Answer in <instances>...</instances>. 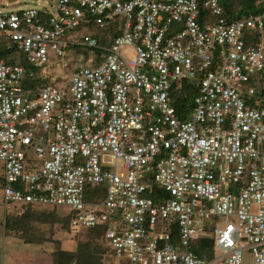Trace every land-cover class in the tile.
I'll return each instance as SVG.
<instances>
[{"label": "built area", "instance_id": "built-area-1", "mask_svg": "<svg viewBox=\"0 0 264 264\" xmlns=\"http://www.w3.org/2000/svg\"><path fill=\"white\" fill-rule=\"evenodd\" d=\"M221 3L58 0L47 21L45 11L0 10V51L9 41L42 70L0 61L6 203L65 208L73 229L106 230L121 263L264 264V101L254 90L264 78V11L229 21ZM120 20L110 59L92 60L70 84L33 86L49 81L52 56H69V46L99 50V40L71 42L70 32ZM246 30L261 32L253 46ZM199 72L195 110L182 120L171 89ZM153 184L170 198H147ZM88 185L107 188L102 203L85 201ZM205 237L215 241L212 260L191 249Z\"/></svg>", "mask_w": 264, "mask_h": 264}, {"label": "trees", "instance_id": "trees-1", "mask_svg": "<svg viewBox=\"0 0 264 264\" xmlns=\"http://www.w3.org/2000/svg\"><path fill=\"white\" fill-rule=\"evenodd\" d=\"M224 9L223 17L229 21L241 19L247 15L259 16L264 11V2L260 0H222ZM206 12L200 8L201 20ZM209 18L204 19L207 23ZM210 23H215V20H210ZM82 27V26H81ZM264 31V30H263ZM264 33V32H263ZM261 35L259 30H246L244 40L247 47L253 46L258 41V36ZM22 54L20 51L11 49L1 53V61H5L7 65L16 66L17 60ZM218 61L215 62L213 69L218 66ZM204 77L202 72L197 74L196 79L192 81L184 80L180 83H175L171 89L172 106L176 109L177 115L182 120H188L190 115L195 110V98L200 93L201 81ZM259 91V98L264 101V78L254 84ZM1 169V168H0ZM2 170V169H1ZM3 174V171H2ZM4 176L0 175V183L4 186ZM107 195V188L103 185H88L85 189V201L87 203H102ZM147 198L154 201L155 204H161L169 199V194L160 186L153 184ZM25 210L23 213L13 216L8 215L7 225L10 228L17 227L25 230L24 242L26 244L40 245L45 247L47 243H53L56 251L53 252V264H103L104 255L109 248L105 240L106 230L101 227L80 231L73 229L69 219H64L59 214L58 208H48L42 212L35 210L36 205L24 204ZM65 211V210H64ZM66 212V211H65ZM173 242L178 243L179 232L175 224H170ZM47 229L50 235L47 238ZM59 229L70 232L71 229L76 232L75 241L77 247L71 253H64L62 243L56 240ZM73 231H71L73 233ZM103 240V244H95V241ZM191 249L202 259L212 260L216 255L215 241L213 237L200 238L192 243Z\"/></svg>", "mask_w": 264, "mask_h": 264}, {"label": "rangeland", "instance_id": "rangeland-1", "mask_svg": "<svg viewBox=\"0 0 264 264\" xmlns=\"http://www.w3.org/2000/svg\"><path fill=\"white\" fill-rule=\"evenodd\" d=\"M58 0H0V10L8 13H22L23 11H34V12H42L44 9H47V11L52 12L53 14H57L56 10V3ZM261 2H264V0H260ZM242 19V18H241ZM118 27L122 29L124 27V21L118 22ZM95 32V30H88L79 28L74 32H70L68 34V37L66 39H69L71 42H77L80 41L84 36L89 35L85 34L88 32ZM8 41H4V43H7ZM81 50V49H79ZM123 55L126 58L130 59L131 52L128 51V48H124L122 50ZM69 57H67L65 60L67 62V66H62L61 69L68 72L70 68L75 65V70L81 69V68H89L93 66V62L86 63L89 60L90 54L89 52H82L79 54V52H76V54L73 56L72 53H68ZM50 73L49 75H60V73H56L55 65L50 64ZM64 77V76H63ZM59 78L58 81L61 82L62 78ZM63 85L68 84V80L65 79V81L62 83ZM120 165L121 162H119ZM1 168V164H0ZM0 175L4 176V173L2 174V170L0 169ZM11 204H9L10 207ZM6 206V200H5V184L4 186L0 183V264H53V252L56 251L55 246L53 243H47L45 247H36L33 244L25 245L21 239L18 238H11L3 237V230H4V217H5V211L4 208ZM43 207H49V206H42V207H34L35 210L42 212L48 208ZM54 208V207H49ZM58 208V207H55ZM59 214L62 218L68 219L66 216V212L63 211L65 208H59ZM12 215L16 216L25 210V206H18L13 209ZM71 231H73L71 229ZM66 232L64 230L59 229V233L56 236V240L61 241L62 243V249L64 253H72L75 248L77 247L75 237L76 232ZM86 231V230H83ZM6 234V231H5ZM12 235V234H11ZM50 235V231L47 229V238ZM23 237H25V230H23ZM207 238V237H205ZM200 239V238H199ZM197 239V240H199ZM196 241V240H195ZM103 244V240L95 241V244ZM110 248V247H109ZM249 262V257H248ZM103 264H129L127 261H123L122 263L117 260V258L114 256L113 252L110 249H107L105 255Z\"/></svg>", "mask_w": 264, "mask_h": 264}, {"label": "crops", "instance_id": "crops-1", "mask_svg": "<svg viewBox=\"0 0 264 264\" xmlns=\"http://www.w3.org/2000/svg\"><path fill=\"white\" fill-rule=\"evenodd\" d=\"M43 11H45V12L42 14V17H43V19H45L47 21L51 16L47 13V12H49V11H47V9H44ZM121 21L122 20H120L118 22H121ZM118 22L117 23H114V25H111V26H117L118 27ZM81 28L88 29V30H95V32L92 31V32L85 33V34H89L88 36L95 37V39L102 38L103 36H108L109 34L112 35L113 31H114V33H116V29L114 30V28H112L110 31H107L106 29H103V28L99 27L95 22H92V23L91 22H88V23L84 24L82 27H80V29ZM15 48L18 50V52L20 51L22 53V54H20V57L17 60V65L16 66H22L24 68L33 69V70H35L36 73L42 72L41 69L36 68L35 66L32 65V63L29 61V58H28L27 53H25L21 49L19 50L16 45L10 44L9 41L7 43H5V45L2 47V50L0 51V55L4 51V49H7V51H9V50L15 49ZM79 49H81V50H79ZM67 50L71 51V53H72L73 56L76 54V52H79V54H81L83 51L84 52H89L90 57H89L88 62H86V63H90L92 60H96L94 54L96 52H98V50H96V49L86 48V47H82V46L81 47L80 46H77L76 48L74 46H69L66 49V51ZM52 57L55 58V55H53ZM67 57H69V56H67ZM67 57L58 58L56 60H53V58H52L51 61H50V63H49V66H50V64L51 65H53V64L55 65L54 68L56 70V73H60V75H52V74L49 75V73H50L49 72L48 73V75H49V81H45V82L39 81V82H36V83H32L33 86H36V88H42V87H44L46 85L53 84L54 82L60 84V83H63L65 81V79H71L72 74L75 71H77V70H75V67H74L75 65H73L68 72H66L65 70H62L61 69L62 66H67V62L65 60ZM1 60L2 59L0 58V61ZM49 71H50V69H49ZM61 77H63L62 78V81L59 82L58 79L61 78ZM1 169H2V171L4 170L2 166H1ZM3 173H4V171H3ZM4 180H5V176H4ZM4 183H5V181H4ZM18 206H22V205H14V204H11L10 207H9V204L6 203V206L4 208V211H5L4 225H3L4 226V230H3V233L2 234H3V237L4 238H7V237L18 238V239H21L22 242L25 245H30V244H26L24 242L23 229H21V228H17V227L11 228L12 230H15V233H17L15 235L9 236V235L5 234V230L8 229V228H10L7 225V218L6 217L8 215H12L11 214L12 211L14 212L13 209L16 208V207H18ZM37 207H42V206H37ZM68 219H69V217H68ZM35 246L36 247H42L40 245H35ZM114 256H115V254H114Z\"/></svg>", "mask_w": 264, "mask_h": 264}, {"label": "bare ground", "instance_id": "bare-ground-1", "mask_svg": "<svg viewBox=\"0 0 264 264\" xmlns=\"http://www.w3.org/2000/svg\"><path fill=\"white\" fill-rule=\"evenodd\" d=\"M112 28H114V30L116 29V31L119 29L117 26H110V25L103 27V29H106L107 31H110ZM116 36H117V34L114 33V31H113L112 35L109 34L108 36H103L102 38H97L100 42V48H99L98 52H96L94 54V56L98 61L105 62L108 59H110V53L108 52V50L112 49L116 45V42H115ZM89 37L95 38L92 36H89ZM66 53L67 54L71 53V51L67 50ZM120 53H121V55H123L122 51ZM68 84H70L69 80H68ZM243 90L249 91L250 89L244 88ZM254 90H257V88H254ZM6 230L8 231V233H12V235L17 234V233H15V230H12L11 228H8Z\"/></svg>", "mask_w": 264, "mask_h": 264}, {"label": "clouds", "instance_id": "clouds-1", "mask_svg": "<svg viewBox=\"0 0 264 264\" xmlns=\"http://www.w3.org/2000/svg\"><path fill=\"white\" fill-rule=\"evenodd\" d=\"M79 29V28H78Z\"/></svg>", "mask_w": 264, "mask_h": 264}]
</instances>
